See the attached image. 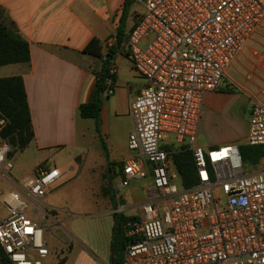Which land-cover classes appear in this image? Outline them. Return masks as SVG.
<instances>
[{
  "label": "built area",
  "instance_id": "obj_1",
  "mask_svg": "<svg viewBox=\"0 0 264 264\" xmlns=\"http://www.w3.org/2000/svg\"><path fill=\"white\" fill-rule=\"evenodd\" d=\"M143 5L123 52L148 83L129 105L127 150L133 156L120 167L118 190L147 177L151 185L126 223L131 243L123 264H264V154L257 164L245 165L238 145H197L204 96L221 89L232 62L264 24V0ZM116 73L110 65L108 96ZM6 126L0 114V181L13 190L0 189V250L5 264H49V228L42 219L65 227L61 212L38 203L62 173L41 167L16 179L14 155L1 137ZM244 144L264 147L262 104L250 110ZM181 150L191 152L197 170L191 188L181 185L173 163Z\"/></svg>",
  "mask_w": 264,
  "mask_h": 264
},
{
  "label": "crops",
  "instance_id": "obj_2",
  "mask_svg": "<svg viewBox=\"0 0 264 264\" xmlns=\"http://www.w3.org/2000/svg\"><path fill=\"white\" fill-rule=\"evenodd\" d=\"M137 1H140L142 9L130 17L134 0L132 1L125 20L124 42L137 15L144 11V0ZM123 6L124 0H0V8L14 23L18 34L29 47V62L0 68V78H22L27 96L33 139L21 152L29 151L37 160L25 176L35 173L41 167H49L47 162L53 161L65 151L72 153L68 170L72 173L79 171L85 165L87 147L94 139L100 145L105 165L101 143L106 148L110 162L120 159L122 155H128L127 137L131 130L129 105L146 84L140 83V88L132 89L130 83L126 82L123 89L125 94L121 98L119 71L116 67L115 91L112 96L106 94V102L101 101L98 128L95 120L82 118L79 113V107L88 103L94 93V73L100 68V61L84 54L82 50L92 38L98 39L101 44L115 43L114 37ZM129 19L132 23L126 32ZM126 59L130 62L127 57ZM262 61L264 24L257 29L247 47L232 62L221 89L205 94L197 134L199 147L210 149L221 145L239 146V140L233 136V127L219 113L224 110L230 97L239 98L243 102L247 100L250 110L255 103L264 105V69L260 67ZM130 68L134 71L131 62ZM134 73L138 76L135 71ZM120 116L128 120V126L123 133H118L109 124L110 119L115 120ZM246 133L241 137L244 142ZM202 135L209 137L210 141L199 142ZM103 161L97 166L101 167ZM54 168L58 169L55 166ZM147 178L150 180L149 187L151 178ZM0 182L6 188L12 189L6 182ZM146 199V192L144 199H138L131 192L127 193L126 200L122 205L117 204L113 213L123 208L124 215L133 216L138 204ZM67 248L69 252L71 246ZM97 260L101 264H110L109 256L108 259ZM66 261L65 255L64 264Z\"/></svg>",
  "mask_w": 264,
  "mask_h": 264
},
{
  "label": "rangeland",
  "instance_id": "obj_3",
  "mask_svg": "<svg viewBox=\"0 0 264 264\" xmlns=\"http://www.w3.org/2000/svg\"><path fill=\"white\" fill-rule=\"evenodd\" d=\"M142 9L140 1L134 0L130 17ZM132 21L129 19L126 25V32L129 30ZM115 43H102V51L105 53ZM123 51H120L115 58V63L119 71L121 98L124 96L126 82L130 83L132 89L140 88V83L147 84L148 81L136 76L130 68V62L126 59ZM101 101L106 102V92L100 93ZM250 103L246 100L230 97L226 101L224 110L219 116L225 119L233 127V136L240 143L248 127ZM110 126L116 128L118 133H123L128 126V120L120 116L117 119H110ZM207 139V140H206ZM210 141L209 137L204 135L199 137V142ZM15 149V148H14ZM206 150L207 148L204 147ZM14 153L15 166L12 171L16 179H22L34 166L37 157L29 151ZM71 152L65 151L58 155L53 161H48L49 168L57 167L62 177L52 188L51 192L38 203L41 207L54 213L61 212V220L64 222V228L56 227L47 219H42V223L48 227L46 238L49 239L52 255L49 258V264H62V260L67 256L66 264H101L97 258L108 259L110 233L112 228L113 209L122 205L126 200L127 193H133L138 199L145 198L146 188L150 180L138 179L130 182L126 188L118 190L120 181L121 165L132 158L133 154L121 156L120 159L113 161L115 164L111 171L106 172V165L101 156L100 145L94 139L87 147L85 165L75 173L68 170ZM103 161L101 167L97 166ZM95 163V164H94ZM64 175V176H63ZM0 189L3 192L13 191L6 188V185L0 182ZM121 213L125 210L120 209ZM82 244V245H81ZM71 246L68 252L67 247ZM95 256L97 258H95Z\"/></svg>",
  "mask_w": 264,
  "mask_h": 264
},
{
  "label": "trees",
  "instance_id": "obj_4",
  "mask_svg": "<svg viewBox=\"0 0 264 264\" xmlns=\"http://www.w3.org/2000/svg\"><path fill=\"white\" fill-rule=\"evenodd\" d=\"M133 0H124L119 27L115 34V44L105 53L102 51L101 42L92 38L84 47L82 52L100 61V68L95 72V90L88 103L79 107L82 118L95 120L96 126L100 125V112L102 102L100 93L106 92L105 81L108 78L109 67L114 62L116 55L122 51L124 42L125 20L127 12ZM29 47L27 42L18 34L14 23L7 17L5 11L0 8V68L14 64L29 62ZM115 78V77H114ZM0 114L7 120V126L1 132L11 148L10 156L14 151H23L33 139L31 117L27 103V96L23 80L19 76L0 78ZM101 147L106 161V172L111 171L115 165L109 161L107 151L103 143ZM15 148V149H14ZM241 160L245 165L257 164L259 158L264 154V147H251L245 144L239 145ZM173 163L184 188H191L197 183V170L190 151L181 150L173 155ZM113 226L110 242V264H123L126 249L131 239L126 236V223L133 218L122 213L112 214ZM65 258L62 260L64 264ZM0 263L5 264L3 254L0 250Z\"/></svg>",
  "mask_w": 264,
  "mask_h": 264
}]
</instances>
